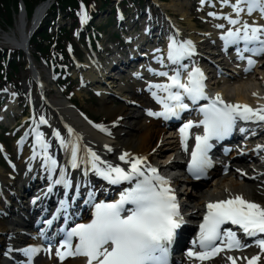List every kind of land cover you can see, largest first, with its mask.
Masks as SVG:
<instances>
[{"label": "snow or ice", "instance_id": "snow-or-ice-1", "mask_svg": "<svg viewBox=\"0 0 264 264\" xmlns=\"http://www.w3.org/2000/svg\"><path fill=\"white\" fill-rule=\"evenodd\" d=\"M221 2L231 4L237 16L235 19L231 16L225 17L228 23L241 25L234 30L228 29L221 39L226 47L237 46L238 58L247 60L244 71L250 72L256 61L244 53L264 54V25L242 23L239 16L244 12L251 15L254 11H259L264 16V0ZM216 27L224 28V25ZM241 42L243 48L239 47ZM193 54L194 46L191 41L180 42L174 38L170 39L167 58L176 65V68L172 70V75L167 71L156 73L158 76L167 77L168 82L149 85L150 88L158 90L153 91L152 96L162 105V110H149L148 115L163 117L165 120L179 118L182 112L189 109V104L185 103L186 99L192 105H199L197 110L202 119L183 123L179 133L182 150L190 156L188 171L194 178L200 179L206 176L207 170L212 166L209 157V151L213 147L212 141L229 136L237 121L264 122V104L252 107L233 102L226 100L219 92L210 96L206 91L207 78L203 71L199 67L188 70V65L182 63ZM184 73L187 74L186 80L182 79ZM158 92L166 93V96H161ZM202 100H206L207 103L200 104ZM40 123L47 121L41 117ZM97 127L107 131L102 125ZM201 127L202 133L191 131L193 128ZM240 131L244 132L246 129L241 128ZM56 135L59 137V133ZM189 139L195 141L191 148ZM37 140L46 152L48 145L43 141L42 134L37 136ZM60 142L64 147L71 143L63 138ZM257 148L264 149V145H257ZM79 150V144H71L73 168L79 167L77 162ZM108 150L111 151L110 148ZM88 152L91 156L88 163L92 170L112 184L128 182L130 187L124 189L116 201L96 203L91 221L77 224L67 231L65 239L56 247L55 255L61 262L69 257H85V264H168L169 247L177 236V230L185 224L170 179L161 175L156 167L147 164V157L130 158V153H123L119 159L128 165L126 169L101 161L90 149ZM45 159L50 169L55 171L57 161L47 155ZM102 164L106 167H101ZM54 183L70 186V181L66 178L56 179ZM224 191L228 192V189ZM228 224L237 226L244 236L254 238L255 245L264 253V205L248 200L242 194L228 193L225 198L209 200L205 204L199 232L186 256L198 261H207L225 252L249 247L250 245L242 243L238 238L237 231L225 227ZM73 237L78 241L75 245L72 243ZM197 248L199 250H196ZM51 249L50 244L46 251L51 253ZM40 250L37 247H28L21 251L29 257L31 264V257ZM225 259L230 264H237L238 260H244L247 264H258L260 255H253L250 258L227 255Z\"/></svg>", "mask_w": 264, "mask_h": 264}, {"label": "bare ground", "instance_id": "bare-ground-1", "mask_svg": "<svg viewBox=\"0 0 264 264\" xmlns=\"http://www.w3.org/2000/svg\"><path fill=\"white\" fill-rule=\"evenodd\" d=\"M142 2V8L141 10H136V15H140V13H145L149 15V19L151 20L149 24L144 20L145 17L138 18L136 22L143 21L144 25V35L143 37L139 35H131L129 32H127V28L130 25V22L128 19H123L124 24L115 21V23L110 27V35L107 37V39L104 40V35L99 41L94 42L93 46L90 47L87 54L90 53V55L93 57L92 60L94 61V64L92 67H95L96 69L91 70L89 69L90 66L87 64H82L78 67V72L76 73L81 74L82 78L84 80L87 78L88 80L86 83H89L91 86L98 88V95L101 100V108H96L99 112H104V115L109 116V120L111 121L107 125H103L107 131H102L99 127H97V124H91L86 121V119L83 117L82 113L78 110L77 107H74L71 103L68 104L69 101L58 100V102L53 103L52 106L49 108V110L42 109V107H39V102L35 101L33 102V105L35 107V110L39 111V117L36 120V125H38V130H40V133L45 136V142H50L53 139H61L63 138L66 142H71L79 144V153L82 154L86 153V148L83 144H87L90 148H94L99 150L106 158H109V162L112 165H120L121 167H124L127 169L128 165L125 164L124 161H121L119 157L127 152L131 154L130 158L134 157H147V164H150L153 166L152 159H157L162 161V165L160 167H156L160 174H162L165 170H170L171 168L179 167L180 165L177 162H171L169 163L168 160H170L174 155V150L176 149V141L173 139H165L160 138L162 134L164 133V130L162 127L159 126V121H155L153 119H144L143 113L141 112V108L145 106L146 98L143 97L145 95V92H147V85H143L141 87H137L136 85H132L129 81L121 83L119 80L112 78L110 81L114 85L115 89H110L109 87H106L104 83V79L102 77V69L99 68L100 61L98 60V57L100 53L105 54V60H106V66L111 67L113 66V57L115 55L118 56V48H115V53L110 55L108 53V47L110 46H116V42L112 41V38L115 37L118 40L123 37L126 40L130 39V42L133 43H139V44H145V42H142L143 39L148 37L151 33L155 32L158 33H164L168 29V25H166L165 19L162 22H156L154 20H160L162 19V13L161 9L154 4L153 0H139ZM231 3H235V0L231 1ZM169 5L165 4L164 6ZM229 10L231 7V4H228ZM42 7H39L34 12V18L33 23H37L39 18L41 17L42 13ZM226 12V17L231 16L237 17L236 14H233V11ZM19 24L18 26V32L19 37H16L14 32H10L9 34H5L4 37L7 41V43L12 44L14 46H22L24 45L26 38L25 30H26V15H23V13L20 14ZM182 15H184L182 13ZM239 18H241L239 16ZM139 20V21H138ZM154 29H153V28ZM151 28V29H150ZM189 27L188 29H190ZM209 31L203 33H209ZM203 34H198L195 37V40L197 42H201L205 44V41H209L212 36L204 37ZM170 43V42H169ZM168 43V45H169ZM166 49H163L162 57H160L159 60H163V57H167L168 53V46H165ZM101 54V55H102ZM89 56V57H91ZM97 57V59L95 58ZM120 59V58H119ZM145 61L150 60L151 58L149 56L144 57ZM200 61H204V57H199ZM264 61V59H263ZM144 66V63L142 64ZM176 67V65H172ZM91 67V68H92ZM255 68H260L261 71L257 72V69L254 73L247 75L248 77L251 76H257V84L255 85H247L248 83L241 84L239 86H235L232 90L233 97L230 96L231 99L237 100L239 103L242 104H248L253 105L252 103H255L254 106H259L261 104H264V70L262 71V68L264 69V62L262 65L255 66ZM253 68V69H255ZM83 71H81V70ZM89 69V70H88ZM140 70H142L139 67ZM36 74V72L34 71ZM205 73V72H203ZM136 74V73H135ZM134 74V76H135ZM145 76V75H143ZM248 79V78H247ZM107 83L108 80H107ZM247 86L248 89L247 93H243L245 90V87ZM116 92H115V91ZM220 90V93L224 94L223 92H226L227 90L225 88ZM153 91H156V89H151V93ZM121 94L123 98H126L127 101L123 103L122 106H119L117 108H111L110 103L107 101L108 98L113 94ZM253 93H256V95H253ZM129 94V95H128ZM230 99V100H231ZM14 104L10 105L6 110L11 112L10 119L12 120L17 112V110L20 108L18 107L17 110H14ZM14 110V111H13ZM23 122V126L20 129V134L22 137H26V114L24 116H21ZM43 117L44 120L47 121V123H40V118ZM8 118H4V121L9 123ZM66 129H71L73 131V134H75V137L73 136H67ZM56 133H59V137L56 135ZM135 136V137H134ZM23 140L18 143V156H16V165H13L10 168L3 169L0 166V182L4 184V186H8L11 188L12 185H14L12 182H17L18 179L24 176L25 173H32L36 174V169L32 166V153L35 146L28 145V143L25 145L19 146ZM70 146V145H69ZM107 146V147H106ZM89 148V149H90ZM111 149L109 151L108 149ZM155 149V151H154ZM252 151V150H251ZM251 155V154H250ZM254 156L251 155L250 159H253ZM163 159V160H162ZM245 160V159H244ZM244 160L242 162H244ZM256 160V159H255ZM87 161V160H86ZM159 161V162H160ZM243 164V163H241ZM245 168L248 167L250 171L252 168L248 165L244 166ZM91 168V165L88 163L87 165L82 164L81 168H75L72 170V173L69 175L70 181L74 184H83L87 183L89 186L96 185V187H99V181L96 179V177L92 176V173H87V171ZM247 169V171H248ZM38 174L40 173L37 172ZM234 179H232L230 176L222 177V178H216L215 180L211 182L203 183L204 186L197 187L196 185L190 183V181L187 179V184L192 186V188L198 189L199 195L197 198L194 197L193 194L188 192V190H185L183 193H181L182 196H185L186 198H190L191 201H193V211L196 209L195 212L192 213L193 218H195L198 205L203 203L205 198L208 199H217L220 197H224L227 193L232 194H242L246 199L252 200L253 198V191L251 190V182L253 180H249V187L247 184L236 182L235 180L242 178V176L235 172ZM181 182V179L178 181L175 180V183ZM185 182V181H184ZM183 183V182H182ZM228 189V192H225V189ZM1 200V199H0ZM264 202V199H263ZM257 203V202H256ZM260 204V203H259ZM262 205V204H261ZM20 206V204H19ZM22 206V205H21ZM2 205L0 204V209ZM25 221V219H22L19 216H14L10 218L7 222V219H5L3 216H0V241L1 245L0 249L4 247L5 243L9 241L8 239V233H11V237L19 238L18 235V224ZM4 249V248H3ZM0 251V253H2ZM248 255L242 256L247 257ZM253 256V255H252ZM250 256V257H252ZM249 257V258H250ZM260 257L262 258L261 261L264 259V253H261ZM82 259L76 258H68L64 262H58L55 259H44V258H36L31 257V264H81ZM0 264H5L2 262V259H0ZM185 264H195L194 261L191 259H188ZM237 264H247L244 260H239Z\"/></svg>", "mask_w": 264, "mask_h": 264}, {"label": "rangeland", "instance_id": "rangeland-1", "mask_svg": "<svg viewBox=\"0 0 264 264\" xmlns=\"http://www.w3.org/2000/svg\"><path fill=\"white\" fill-rule=\"evenodd\" d=\"M157 1V0H155ZM188 1H190V3H188ZM192 0H164V2L160 5L162 8H168L169 12H172L174 14L177 15V19H179L180 21L183 22L184 25V30L186 31H191L194 30V33H198L200 31H203L204 28H208L207 25H203L202 24V18H204L206 16L205 13H203L200 9L205 7L200 6L198 3L194 5H191ZM211 2V1H209ZM165 4H169L164 6ZM112 6H114V3L111 2L108 6V8L102 9L100 12H98L97 16L95 17L98 21H95V19H90V23L91 25H95L96 28H98V32L103 34L104 33V40L107 39V37L110 35V27L114 24L113 20H112V13L109 11V9L112 8ZM182 13L184 15H182ZM62 17V22L59 21L60 25H64L70 22V19L66 16H63V14L59 15V18ZM28 21V20H27ZM19 19H18V15L13 14V19L10 21V24L6 23L5 17L0 16V44L2 46L5 47H9L10 44H8L6 42V40H4V35L5 34H9L10 32H14V34L16 35V37H19V33H18V24H19ZM101 24H107L106 27H103L102 29H99V27L101 26ZM189 27H191L190 29H188ZM92 31V28H89ZM86 30L87 29H83V30H78V36L77 39H83L82 36L86 35ZM82 33V34H81ZM190 33V32H189ZM85 34V35H84ZM97 36V39H99V35L94 33ZM4 37V38H3ZM77 50H75L74 52L76 53L77 57L79 56L80 61L82 63H87L86 60V56H91L90 53L86 54V50L84 49V47H87V45L84 43L83 45L77 44ZM102 53L99 54V56ZM92 57V56H91ZM27 65L28 63L25 64L26 67H23L22 71L20 72L19 75H17V78H20V81L18 82V87L17 89L20 90L22 89V92L25 94L24 97L25 98H29L30 103L31 102H39L38 106L42 107L43 109H48V107H46L45 102L41 101V97H44V95H38L39 93L36 92L37 88L35 86V89L33 88V97L30 98L29 97V90L33 87L32 82L36 80V78L34 80H32L33 75L30 73V70L27 69ZM35 66L37 69H39V75H41V78L43 80V84L44 87H46L48 90L50 89H55V91H52L50 93L49 99L50 102L52 103H56L58 102V100H63V97L60 96L61 95V89L59 88H55L54 86V81H56L55 77L52 74V70L47 69L46 68V64L43 61V58H41V56H37L36 57V61H35ZM105 67V66H104ZM100 68V67H99ZM264 69L262 68V71ZM41 71V72H40ZM261 71V69H257V72ZM103 72V71H102ZM257 76H251V77H247V75H241L240 73H236L235 76L233 78H225L222 77L220 78V80H222V88H225L227 91L225 92V94H228V96L233 97L234 94H232V90L234 89L235 86H239L241 84L244 83H248L247 85H255L257 84ZM248 78V79H247ZM63 79V78H61ZM127 76H123V78L121 80H119L121 83L123 82H127ZM71 80H65L63 83H65V87L70 89V84H71ZM80 81H77L75 84V87H73L70 93H68V97L75 101L78 105V107H80L81 109H84V111H86L90 117H93V119L97 122V123H103V124H109L111 121L109 120V116L104 115V112H99L96 108H101V100L98 97V94L94 93L91 89H85L83 86H81L83 89H80L82 92H77L80 87L79 86ZM34 84H36V82H34ZM30 85L32 87H30ZM27 86V87H26ZM78 87V88H77ZM247 87V86H245ZM16 89V90H17ZM247 88H245V90L243 91V93H247ZM15 95V93H14ZM110 103L111 108H117L119 106H122L125 99H119L116 96L110 97L107 100ZM44 103V104H43ZM14 104V101H13ZM14 110H17L16 108H14ZM13 110V111H14ZM41 110V109H40ZM18 113L15 114L14 118L11 120L8 116V121L9 124H6V127L3 125L2 130L0 129V158L3 159L6 157V159L10 158L13 161H15V154L16 152H14L15 150V144L16 141H18L20 139V134H19V129L23 126V122L24 120H22V115L27 116L26 118V123L27 125L30 126V124H32L34 121H36V119L38 118V114L36 111L35 112V118H34V114L30 113L29 114V104H25L22 105L18 110ZM142 112V110H141ZM0 115L2 116L1 112ZM17 119V120H14ZM34 119V120H33ZM33 120V121H32ZM0 125H2L0 123ZM32 131L35 130L34 127H32ZM135 137V136H134ZM164 138L166 136L162 135L160 136V138ZM167 139V138H166ZM30 141H32L33 139L30 137L29 138ZM3 158H2V156ZM257 157L259 156H264V152H259V154H256ZM5 160V159H3ZM161 160V159H160ZM159 160V161H160ZM163 160V159H162ZM162 162V161H160ZM159 162V163H160ZM158 163V162H157ZM244 183V182H243ZM247 184V183H244ZM251 186V190L253 191V199L252 200H256L257 202L259 201H263L264 199V192L263 191H257V187H255L252 183H250ZM204 184L203 183H197L196 184V188L197 187H202L203 188ZM247 186L249 187V183L247 184ZM196 188H194V191L191 192V194L194 195L195 198H197L199 195L198 194V189L196 190ZM191 204L193 203V201L190 202ZM255 254H259L258 252H255ZM260 264H264L260 263Z\"/></svg>", "mask_w": 264, "mask_h": 264}, {"label": "trees", "instance_id": "trees-1", "mask_svg": "<svg viewBox=\"0 0 264 264\" xmlns=\"http://www.w3.org/2000/svg\"><path fill=\"white\" fill-rule=\"evenodd\" d=\"M17 1L18 0H0V16L5 17L7 24H10V21L13 19V14L17 11ZM41 1L42 0H23L27 14L29 15L31 10ZM80 1L87 2L88 4L93 5L94 8H97L105 5L108 0H53V4L48 12L54 14L55 10L61 9L63 13H67L74 19L73 24H75L76 16L74 12L77 10ZM98 3L101 5H98ZM44 23H48V20L44 21ZM57 35L55 44L57 48L64 52V39L66 37L72 39V35H70V31L66 30V28L60 29ZM32 37L33 38L30 41L31 48H34L37 53H41L42 55L50 52L53 41L46 28L38 30L32 35ZM55 44H53V46H55ZM1 56L2 55H0V58ZM64 56L66 57V54H64ZM10 60L11 61L7 62V65L4 67L1 62L2 59H0V86L6 83L4 79H8L10 82L13 78H16L17 73L19 72L18 66L20 65V62L18 59L13 56ZM7 71H9V74L4 77V72L7 73Z\"/></svg>", "mask_w": 264, "mask_h": 264}]
</instances>
